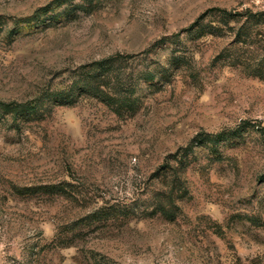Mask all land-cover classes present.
<instances>
[{
  "label": "rangeland",
  "instance_id": "374dc122",
  "mask_svg": "<svg viewBox=\"0 0 264 264\" xmlns=\"http://www.w3.org/2000/svg\"><path fill=\"white\" fill-rule=\"evenodd\" d=\"M0 99V264H264V0H0Z\"/></svg>",
  "mask_w": 264,
  "mask_h": 264
},
{
  "label": "trees",
  "instance_id": "16d2710c",
  "mask_svg": "<svg viewBox=\"0 0 264 264\" xmlns=\"http://www.w3.org/2000/svg\"><path fill=\"white\" fill-rule=\"evenodd\" d=\"M223 11H227V10H223ZM115 57V56H112ZM104 60H106L105 58L102 60H99L98 62H96L97 64L102 63ZM96 72H94L95 75ZM114 95H116L115 91L112 90H108L106 92V99L110 100V99H119L122 101H126V97L123 98L121 97H114ZM127 99H129L127 97ZM122 101H119V103H121ZM37 107V101L36 99L34 100H28V101H18V100H2L0 99V109L2 111H6V112H11L13 113L14 117H17L20 113L25 112L27 110L30 109H34ZM174 203V202H173ZM101 209L99 210H95L90 216H97L99 214ZM156 210H161L162 213L166 216H171L174 217L176 215V210H174L173 206H164V205H159L157 206Z\"/></svg>",
  "mask_w": 264,
  "mask_h": 264
}]
</instances>
